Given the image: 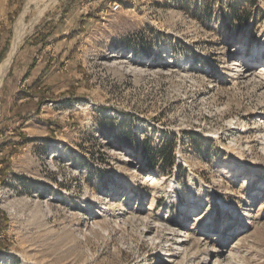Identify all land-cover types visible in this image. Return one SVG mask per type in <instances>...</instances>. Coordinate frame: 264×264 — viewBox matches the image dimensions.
I'll return each mask as SVG.
<instances>
[{
  "label": "rangeland",
  "instance_id": "obj_1",
  "mask_svg": "<svg viewBox=\"0 0 264 264\" xmlns=\"http://www.w3.org/2000/svg\"><path fill=\"white\" fill-rule=\"evenodd\" d=\"M103 2L0 0L1 61L25 31L0 85V143H15L0 152L14 151L0 264H201L219 247L213 264H264V72L225 67L235 46L251 71L264 64V0ZM77 9L93 17L68 58L53 32L45 51L60 65L22 123L21 47L45 20L67 30Z\"/></svg>",
  "mask_w": 264,
  "mask_h": 264
},
{
  "label": "crops",
  "instance_id": "obj_2",
  "mask_svg": "<svg viewBox=\"0 0 264 264\" xmlns=\"http://www.w3.org/2000/svg\"><path fill=\"white\" fill-rule=\"evenodd\" d=\"M68 6L60 9V15L62 17L67 16V14L69 15L71 10L68 8ZM77 10L72 13L70 17L71 23L67 26V30L59 31L54 21H51V29H46V40L42 44L41 42H38V30L45 29L43 27L44 24L47 22L45 20L40 27H36L35 32L33 34H37H32L26 40L25 44L21 47V51H25V57L22 56V60L19 62V69L14 72V77L16 81L17 77H21L19 74L22 72L21 75L29 79L27 86L25 88L17 89L18 92L15 94L16 101L21 103V106L18 109L19 112H17L18 115L16 116L20 117L21 119L31 118L35 115H38V80L41 84H44V81L48 80V76L54 74V71L58 69V66L60 65V63H57L58 60L63 56L68 58L69 54L73 53V47L72 45L70 47V42L81 31H83L85 20H90L89 17H87V13L89 12L85 13L83 11H79V9ZM53 32L57 35L54 36ZM72 34L74 35L72 36ZM51 37L57 40L56 43L61 44L58 50L61 55L60 58L56 56H51L48 53L49 51H45L46 44L50 42ZM38 50L41 53L40 55L42 60L38 59Z\"/></svg>",
  "mask_w": 264,
  "mask_h": 264
},
{
  "label": "bare ground",
  "instance_id": "obj_3",
  "mask_svg": "<svg viewBox=\"0 0 264 264\" xmlns=\"http://www.w3.org/2000/svg\"><path fill=\"white\" fill-rule=\"evenodd\" d=\"M48 1H55V0H48ZM40 14H41V12H40ZM24 33H25L24 26L22 24H20V26L17 28V30L14 33V37H13V40H12V43H11V47H10L7 55L0 62V85H1V83H2V81L4 79V77H5L8 69H9V66H10V64L12 62V58L14 57V54H15V52L17 50V47H18V44H19L20 40L22 39ZM239 50H240V48L238 46H235L229 51L231 53V58L226 60L225 67H229L231 69L233 68L232 71L235 72V74L243 75L245 77H250V76L252 77V76L255 75V73H263L264 72V64L257 65V67H255V69H253V71H251L250 68L248 67V62H252V60H250L251 57H249L247 55H238V51ZM120 56H121L120 54H114L113 55V57H120ZM223 173H224V175H225V177L227 179L235 178V180L233 179L234 181H236V182L240 181V183H242V184L253 182V179H251L250 177L249 178L244 177L242 180H238L239 178H242V176L240 174H238V171L235 168L228 169V168H224L223 167ZM145 180H154V181H156L157 179H154L150 175H146ZM116 194H118V192L116 190L112 191L111 192V197L116 195ZM109 200H111V198H109ZM194 220L195 221L204 222V220H205L204 213L201 214V215L196 216V218H194ZM186 240H187L186 238H184V239H182V238L178 239L177 238V245H176L175 248L178 249L179 246L182 245ZM223 252H224V250L220 249V247H219V248L215 249L213 252H210L208 255L205 254L207 256L205 258L202 257L201 264H210V263L213 264L212 263L213 261H214V263H215V261H217V263H218V260H219L218 257ZM169 256H172V254L170 253ZM229 263L230 262H228V261L226 262V264H229Z\"/></svg>",
  "mask_w": 264,
  "mask_h": 264
},
{
  "label": "trees",
  "instance_id": "obj_4",
  "mask_svg": "<svg viewBox=\"0 0 264 264\" xmlns=\"http://www.w3.org/2000/svg\"><path fill=\"white\" fill-rule=\"evenodd\" d=\"M104 2L103 3H105L106 1H109V0H103ZM103 3H101V5L103 4ZM87 17H93V13H91V12H89V13H87ZM47 24L48 23H45L44 24V30H38V42H41L42 44L44 43V41L46 40V36H47V31H46V29H47ZM35 34H37V33H35ZM35 34H33V35H35ZM74 34H72V36H73ZM6 49H7V46L6 45H4L3 47H2V49L0 50V61H1V59H2V56L4 55V53H5V51H6ZM38 82H39V80H38ZM38 113H39V106H38ZM32 118V117H31ZM31 118H22L21 120V122L22 123H25L26 121H28L29 119H31ZM14 134H16L15 132H14ZM17 134H19V136H21L22 135V133H20V132H17ZM11 144H15L14 143V139L11 137L10 139H7V140H5L4 142H1L0 143V152H3L4 151V149H5V147H7V146H11ZM10 148H12V147H10ZM13 149H10V151L5 155V156H3L1 159H0V164H1V167H0V175L3 177V176H5L7 173H8V171H9V168H10V156H11V154H13ZM151 160H152V162H153V164H155L156 163V159H155V155L154 156H152L151 157ZM174 161H173V159L171 158L170 159V162H169V165L170 166H173L174 165V163H173ZM5 223H6V219H4V223H2L1 222V219H0V231L4 228V226H5ZM0 246H1V240H0ZM1 248V247H0Z\"/></svg>",
  "mask_w": 264,
  "mask_h": 264
},
{
  "label": "built area",
  "instance_id": "obj_5",
  "mask_svg": "<svg viewBox=\"0 0 264 264\" xmlns=\"http://www.w3.org/2000/svg\"><path fill=\"white\" fill-rule=\"evenodd\" d=\"M119 8H120V4L117 1H114L109 4V9L111 11H117ZM25 82H27V79L25 80Z\"/></svg>",
  "mask_w": 264,
  "mask_h": 264
}]
</instances>
